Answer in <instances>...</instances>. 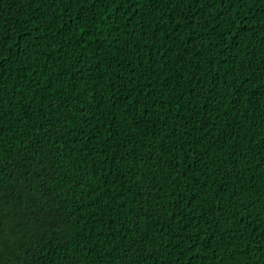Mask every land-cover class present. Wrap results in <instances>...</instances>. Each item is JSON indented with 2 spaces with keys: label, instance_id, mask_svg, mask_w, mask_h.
Here are the masks:
<instances>
[{
  "label": "trees",
  "instance_id": "obj_1",
  "mask_svg": "<svg viewBox=\"0 0 264 264\" xmlns=\"http://www.w3.org/2000/svg\"><path fill=\"white\" fill-rule=\"evenodd\" d=\"M0 264H264V0H0Z\"/></svg>",
  "mask_w": 264,
  "mask_h": 264
}]
</instances>
